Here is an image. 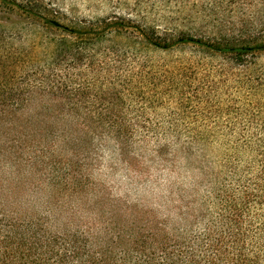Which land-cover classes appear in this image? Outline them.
Here are the masks:
<instances>
[{"label":"trees","instance_id":"trees-1","mask_svg":"<svg viewBox=\"0 0 264 264\" xmlns=\"http://www.w3.org/2000/svg\"><path fill=\"white\" fill-rule=\"evenodd\" d=\"M44 12L30 24L38 42L9 51V103L0 93V264H264V129L232 133L258 160L201 199L179 191L152 207L113 195L99 176L104 156L131 167L126 159L151 140L159 155L171 134L138 127L151 108L149 53L193 44L243 62L264 43L121 18L71 27ZM129 30L141 50L113 41Z\"/></svg>","mask_w":264,"mask_h":264},{"label":"rangeland","instance_id":"rangeland-1","mask_svg":"<svg viewBox=\"0 0 264 264\" xmlns=\"http://www.w3.org/2000/svg\"><path fill=\"white\" fill-rule=\"evenodd\" d=\"M28 7L37 15L30 18ZM44 8L71 27L80 21L100 27L103 20L121 18L161 33L207 37L235 32L246 35L251 45L264 43V0H0V93L6 99L9 51L38 42L30 24L41 22ZM125 36L131 39H113L119 49H142L132 30ZM147 57L155 80L144 86L151 108L149 121L138 127L171 134L161 139L159 155L151 140L138 151L140 157L126 159L131 167L104 156L99 176L113 195L152 207L169 206L165 201L179 191L201 199L210 182L231 187L234 175L248 173L258 160L240 149L232 133L264 129V52L250 53L242 62L188 44Z\"/></svg>","mask_w":264,"mask_h":264},{"label":"water","instance_id":"water-1","mask_svg":"<svg viewBox=\"0 0 264 264\" xmlns=\"http://www.w3.org/2000/svg\"><path fill=\"white\" fill-rule=\"evenodd\" d=\"M55 26H59L57 23H54Z\"/></svg>","mask_w":264,"mask_h":264}]
</instances>
